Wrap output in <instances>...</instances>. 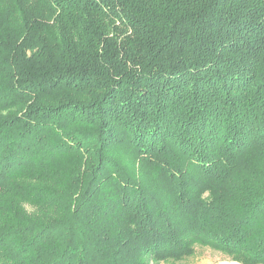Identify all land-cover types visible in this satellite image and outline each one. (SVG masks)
Masks as SVG:
<instances>
[{
	"label": "trees",
	"instance_id": "1",
	"mask_svg": "<svg viewBox=\"0 0 264 264\" xmlns=\"http://www.w3.org/2000/svg\"><path fill=\"white\" fill-rule=\"evenodd\" d=\"M264 264V0H0V264Z\"/></svg>",
	"mask_w": 264,
	"mask_h": 264
},
{
	"label": "rangeland",
	"instance_id": "2",
	"mask_svg": "<svg viewBox=\"0 0 264 264\" xmlns=\"http://www.w3.org/2000/svg\"><path fill=\"white\" fill-rule=\"evenodd\" d=\"M164 264V263H160ZM176 264H238L229 261L222 254L215 252L209 248H197L196 254L187 259L186 261H181Z\"/></svg>",
	"mask_w": 264,
	"mask_h": 264
}]
</instances>
